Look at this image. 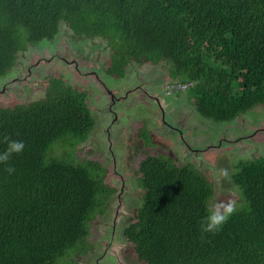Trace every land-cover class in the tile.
<instances>
[{"label":"trees","instance_id":"1","mask_svg":"<svg viewBox=\"0 0 264 264\" xmlns=\"http://www.w3.org/2000/svg\"><path fill=\"white\" fill-rule=\"evenodd\" d=\"M63 25L73 36L104 37L113 69L131 59L169 63L173 80L194 83L204 117L231 122L264 104V0H0V77L26 46L54 40ZM95 123L87 94L62 80L44 99L0 107V152L8 139L25 142L0 164V264H73L72 251L92 250L90 222L103 216L111 189L100 164L76 161L74 149ZM237 168V210L205 232L202 218L219 195L214 182L192 164L142 161L144 202L125 231L138 259L264 264V157Z\"/></svg>","mask_w":264,"mask_h":264},{"label":"rangeland","instance_id":"2","mask_svg":"<svg viewBox=\"0 0 264 264\" xmlns=\"http://www.w3.org/2000/svg\"><path fill=\"white\" fill-rule=\"evenodd\" d=\"M62 27L54 42L44 41L41 45L29 44L26 51L18 53L14 68L0 77V107L13 108L16 105L27 104L45 96L51 78H62L69 85L81 82L78 88L88 94V103L96 120V125L89 139L74 151V159L78 162H85L92 161V158H95L115 174L119 184L118 192L123 189V194L121 200H117V194L114 195L113 209L109 208V216L112 218L119 210L120 216L125 219L132 215L133 208L127 206L126 197L133 194V190L139 184L138 177L141 175L137 173V170L140 161L147 155L160 154L166 157H176L171 149L170 141L165 144H159L155 141L154 150L145 148L135 138V132L137 131L135 127V129L126 131L119 124L122 120L126 121L127 118H121L123 115L116 110L115 104L109 106L111 101V96L108 97L109 92L98 93L88 85L93 83L97 86L98 81H95V79L99 80L98 75L91 74L88 71L95 72L96 70L103 74V72H107L110 66L112 51L108 47L107 41L100 37L73 36L68 25ZM86 49L93 50L91 68L87 65L88 61L84 59L85 56L81 57L91 52V50L87 51ZM42 50L52 51V53L43 52ZM73 56L78 63L74 65H80V68L71 67L67 61ZM62 58H65L67 65ZM59 60L62 63H58ZM137 65L136 62H133L128 70L131 71L136 66L132 71L138 70L141 73L140 77L146 82L157 80V89L164 82V78L169 77V71L171 70L170 64L165 61L158 65L148 63L143 66ZM28 69L31 71L26 74ZM75 69L78 70V73H75ZM83 74H85V77L82 78ZM91 75L94 76L91 77ZM82 80H85L84 84ZM101 81L107 86L110 84L113 86L115 84L123 85L126 78L123 82H115L101 76ZM135 81L138 82L139 80L136 79ZM181 86L182 84L178 87ZM113 91L114 89H111V92ZM148 91L150 92L151 88H148ZM174 99L180 102L178 96ZM142 110L143 108L140 109V111ZM195 110L196 115L201 117L202 115L198 112L196 106ZM138 113L141 116V112ZM162 129V122H157L152 129V137L154 139L158 138ZM197 139L201 140V144L197 142ZM65 140L66 144L70 143L69 139ZM108 142L111 143L109 146ZM190 143L194 147L193 150L198 152H195L194 163L199 169L206 172L207 177L214 182L217 193L220 195L219 199L213 204L228 203L231 200L236 201L235 187L223 183L222 179H225V176L228 175L227 180H225L232 182V176L238 170L236 166L238 161L264 157V105L232 122L210 120L209 124L194 133ZM130 144L134 146L131 150ZM220 144L225 148H206V146ZM64 149H66V145L59 143L55 149V154L61 156ZM110 151L113 155L110 154ZM223 153L228 154V156H220ZM201 158H204V162ZM189 160L185 159V161ZM177 163L181 162L177 161ZM225 170L226 174H224ZM120 219L117 218V221ZM132 220L133 222L136 221V219ZM111 225L112 221L105 219L104 216H97L91 220L89 240L93 246L92 250L89 249L83 254V249L79 246L71 252V256L66 261L71 258L73 264H145L137 260L134 244L126 241L122 232L118 229L115 240L112 241Z\"/></svg>","mask_w":264,"mask_h":264},{"label":"flooded vegetation","instance_id":"3","mask_svg":"<svg viewBox=\"0 0 264 264\" xmlns=\"http://www.w3.org/2000/svg\"><path fill=\"white\" fill-rule=\"evenodd\" d=\"M86 37H100V38L105 39L104 37H101V36H86ZM55 39L52 41H48V42H54ZM27 47L28 46H26L25 51L27 50ZM86 50L87 51L91 50V52L87 55L84 54L81 57L85 56L84 59L88 61L87 65L91 68V58L93 55V50L92 49H86ZM43 52L52 53V51H43ZM112 58H113V51L110 57V66L107 69L106 73L103 72V74H100L102 72L96 71L95 69H94L95 72L88 71L89 73L96 74L99 77V80L95 79V81H98L97 86L93 83H89L88 85L91 86L98 93L109 92L110 95H108V97L111 96V101H110L109 106L112 104H115L116 110L119 111V113L123 115L121 118L122 119L124 117L127 118L126 121L122 120L119 124H121V126L124 127L126 131L136 128L137 131L135 132V138H137V140L140 141L145 148L154 150L156 146L155 141H157L159 144H165L167 143V141H170L171 149L174 151V154H175L174 156L176 157V158L171 157V156L166 157L160 154L147 155L144 159L140 161L138 165V170H137V173L141 175L140 177H138L139 184L133 190L132 192L133 194L128 195V197H126L127 206L129 208L130 207L133 208L132 215L125 219H122V216H120L119 210L117 211V214H115L112 218L109 216V213H110L109 208L113 209L114 195L117 194V200H121L123 189L118 192L119 184H118L115 174L111 172L106 165H104L97 159L92 158V162L100 164L102 169L105 171V183L107 184L108 188L111 189L110 193L104 195L105 204H104V209H103V216L105 219L112 221V225H111V233L113 234L112 241L115 240L117 229L118 231L122 232L124 239L128 241V239L125 238V231L130 226V224L133 223L132 219H137L140 206L144 202L143 197L145 194V190L142 188L140 184V179L142 178L140 167H141L142 161H144L148 157H156V158H161V159H169L172 162H175L176 164H178L177 161H180L181 163H179L178 165L192 164L194 165L195 168H198L196 166V163H194V158L196 156L195 152L197 151L193 150L194 147L190 143V140L193 138L194 133H196L200 128L209 124L210 120H213V119L204 117V115L200 112L199 113L202 115L201 117L196 115V110H195L196 100H195V96L193 94V89H192L194 86V83L189 84L187 82H182V86L177 87L176 84H173V82L175 81L172 79V69L169 71V77L164 78L165 80L161 84L159 89L156 88L157 80L146 82L144 81L142 77H140L141 73L138 70L132 71L136 66L132 68L131 71L128 70L133 62H136L138 64L137 66H143L146 63L158 65L161 62L154 63V62L146 61V60L136 61V60L131 59L127 63H124L123 61H121L120 64L117 66V68L113 69V59ZM62 60L66 63V65L68 61L71 67L80 68V65L78 66L74 65V64H78L74 60V56L71 57L67 61L65 60V58H62ZM58 63H62V62H60L59 60ZM12 69L7 71L4 75H6ZM30 71L31 70L28 69L26 74H29ZM75 73H78V70H76ZM93 76L94 75H91V77ZM101 76L107 77L115 82H123L125 78H126V81L123 85L115 84L113 86L112 84H110L109 86H107L101 81ZM83 77H85V74L82 75V78ZM136 79H138L139 81L136 82L135 81ZM53 80H62L66 82L62 78H51L49 81V84H52ZM82 81H83L82 83L84 84L85 80H82ZM75 83L72 84L71 86L80 92H85V91H81L78 88L81 82L78 84H75ZM148 88H151L150 92L148 91ZM111 89H114V91L111 92ZM177 96L180 102H177L174 99V97H177ZM87 97H88V94H87ZM44 98H46V95L43 97H39L32 102H29L27 104H21V105H28L36 101H39L41 99H44ZM262 105L264 104L256 105L255 107L247 110L245 113H242L239 116H237L233 121H235L238 117L244 114H247L248 112L253 111L255 108L262 106ZM16 106H19V105H16ZM141 108H143L142 111H140ZM138 112H141V116ZM157 122H162L163 129L159 137L154 139L152 137V129L156 125ZM90 135L91 133L89 134V136ZM88 139L89 137L87 138V140ZM197 142L201 144L200 139H197ZM110 144L111 143L108 142V146ZM210 147H214V149H217V148L224 149L225 148L222 144L217 145V146L215 145L206 146L207 149H210ZM132 148H134V146L130 144V150ZM76 149H74V151H76ZM110 154L113 155L111 151H110ZM224 155L228 156V154L226 153H223L220 156L223 157ZM185 159H190V160L185 161ZM240 162H243V161H238L236 164L237 167L240 164ZM203 172L206 174L204 170ZM227 177L228 175L225 176L226 180H227ZM225 179L223 178L222 182L231 187V183L227 182ZM115 216H116V219H115ZM117 218H121V219L117 221ZM137 260L139 261L138 257H137Z\"/></svg>","mask_w":264,"mask_h":264},{"label":"clouds","instance_id":"4","mask_svg":"<svg viewBox=\"0 0 264 264\" xmlns=\"http://www.w3.org/2000/svg\"><path fill=\"white\" fill-rule=\"evenodd\" d=\"M174 81L175 82H173V84H176L177 87L178 85L182 84V82L179 80H174ZM187 83H192V82H187ZM59 143H63L64 145H66V143L64 142H59ZM24 148H25V142L23 140L8 139L7 148L4 151L0 152V164H4L7 161H9L13 154L21 153L24 150ZM6 170L9 173H12L15 171V168L12 165H8ZM224 174H226V170L224 171ZM218 199H219V195L218 196L214 195L213 203H215ZM237 207L238 205L236 204L235 200H231L228 203L219 202L213 204V207L207 209V214L202 218V223H201L202 230L205 232L218 231L223 226V224L228 220L229 216L237 210Z\"/></svg>","mask_w":264,"mask_h":264},{"label":"water","instance_id":"5","mask_svg":"<svg viewBox=\"0 0 264 264\" xmlns=\"http://www.w3.org/2000/svg\"><path fill=\"white\" fill-rule=\"evenodd\" d=\"M201 160L204 162V158H201Z\"/></svg>","mask_w":264,"mask_h":264}]
</instances>
